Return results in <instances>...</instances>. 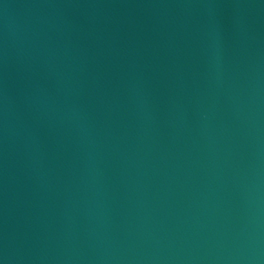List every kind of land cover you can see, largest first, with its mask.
Wrapping results in <instances>:
<instances>
[{"label":"water","instance_id":"1","mask_svg":"<svg viewBox=\"0 0 264 264\" xmlns=\"http://www.w3.org/2000/svg\"><path fill=\"white\" fill-rule=\"evenodd\" d=\"M0 264H264V0H0Z\"/></svg>","mask_w":264,"mask_h":264}]
</instances>
